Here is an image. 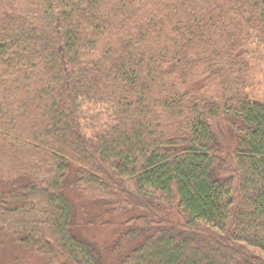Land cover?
I'll return each instance as SVG.
<instances>
[{
	"label": "trees",
	"instance_id": "trees-1",
	"mask_svg": "<svg viewBox=\"0 0 264 264\" xmlns=\"http://www.w3.org/2000/svg\"><path fill=\"white\" fill-rule=\"evenodd\" d=\"M259 46L264 0H0V236L46 264H264ZM80 198L133 214L109 246Z\"/></svg>",
	"mask_w": 264,
	"mask_h": 264
},
{
	"label": "rangeland",
	"instance_id": "rangeland-1",
	"mask_svg": "<svg viewBox=\"0 0 264 264\" xmlns=\"http://www.w3.org/2000/svg\"><path fill=\"white\" fill-rule=\"evenodd\" d=\"M255 71L251 88L248 90L251 96L264 99V46L251 50ZM88 199L76 200L75 214L79 231L99 247L109 246L116 238L119 223L124 222L132 213L123 212L115 214L101 213L100 208ZM96 221L94 224L89 222ZM108 223V224H107ZM253 255L264 260V254L256 249L250 250ZM108 259V257L106 256ZM47 258L42 257L32 249H27L14 242L12 238L0 236V264H46Z\"/></svg>",
	"mask_w": 264,
	"mask_h": 264
}]
</instances>
